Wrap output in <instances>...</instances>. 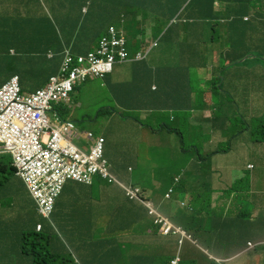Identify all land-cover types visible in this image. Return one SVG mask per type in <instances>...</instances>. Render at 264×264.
Masks as SVG:
<instances>
[{
	"label": "clouds",
	"instance_id": "9594fccd",
	"mask_svg": "<svg viewBox=\"0 0 264 264\" xmlns=\"http://www.w3.org/2000/svg\"><path fill=\"white\" fill-rule=\"evenodd\" d=\"M106 1H111L108 8H104V4ZM124 0H85L83 3V18L79 19L75 22V26L73 28L74 33V41L75 45H66L60 46L61 48L55 49L52 44H44V43H36L30 42V35L26 33L33 28L28 26L26 27H18L16 28L17 34H19L22 39H26L23 43L19 44L20 47L32 48V47H41L44 51L42 55L34 54L33 56L36 58H45L48 61H52L55 58L61 57V62L59 66L55 69H47L42 73L41 79H36L34 83H28L26 89H23L21 86V75L17 73L15 75L9 76L8 80L0 85V93L5 95L10 92V88L15 86V89L19 91V93L23 96H30L36 94L38 91L45 92V98L43 105L39 109L37 120L35 121V127H31L29 125L26 133H32L34 135V140L39 141L40 148L37 150L30 149L35 154V161L32 165L19 166L17 162V150L18 146L14 145L10 141L0 142V159L3 162H9V159L13 161V166L16 169V173L11 174L8 171V167L3 166L0 163V175H3V172H7L9 179H13L15 175L23 180L26 185V195L32 196L36 205L38 214L45 220H47L51 225L52 224V215L56 210V205L59 198L63 195L66 186L70 182H75L83 185L93 186L97 183L98 180L103 181L104 184L108 185L112 190L111 193L115 196L116 201H120L124 214L119 220L123 226L122 230H120L121 234L114 235L113 228L111 227L110 233L104 237L101 236V239L96 240L95 249L97 250V245L106 239L109 240V237H113V241H115V237L119 238L120 243L124 249V261L122 264H137L136 259H128L125 256V251H128V254H137L143 255L146 258V261H150V264L154 258H158L161 260V264H164L163 258L171 257L165 256L162 253L167 250L169 247H174V255L171 257L169 264H181L182 260L179 256V249L182 246L184 241H188L191 247L197 246L195 243V239L201 242L202 239H209L207 244L203 246L204 249H200L201 253L197 254L195 260L191 261L194 264H208L209 261H214L216 264H235L233 262H241L242 264H264V242L258 240V243L247 242L242 246L241 249H235L232 252H226L221 254H215L210 252L212 241L215 239V232L213 229H206L209 223H213L210 218L206 217V219L202 218V211L196 209L198 203L202 204V206L208 209L209 205H206L201 201H192L190 204L184 203V207H182L183 203L177 208L174 202L178 201V197L182 193H188L192 190L195 193V197H199L202 194L207 196V192L204 189V184L206 181L213 178L212 174H209L204 165L205 160L210 161L214 157L229 155L236 149L233 147L236 142L239 145L244 147H252L255 148V145H263L264 148V105L263 108L259 110L253 108H247L243 103L241 96H236V99L232 101L234 108L244 110L242 112L243 122V133L234 135L235 132L232 133H224L220 131L216 123L214 122L213 114L216 111V104L214 99V86H211V83L215 81L218 77L221 76L222 70L220 68V60L221 56L218 52H215L209 59V66L207 68L195 67L191 68L192 70H203L204 73L209 75L208 81H206V86L208 89V100L207 102H211L212 105L210 108L204 107L202 105L201 111L199 113L202 114L206 111L208 113L207 119L210 123L213 124L215 130H211L205 132L204 130L201 133L200 139H202L199 145L193 144V147L187 149L184 145L181 147L180 154L184 157H190V169H197L198 171L194 175L193 179H190L189 172L185 174L183 177L176 179L175 184L171 187H165L164 183L160 181H155V185L161 184L162 198L164 205H159V200L156 201L154 196H156L153 192H151L148 188L151 185H140L135 184L132 178L128 177L127 174L123 172V167L116 164L115 161L112 160V156L114 155L115 149H119L120 143L110 138V142L114 145V151L111 155V159L107 154L108 147V135L105 133H97L95 131H84L78 127L77 122L73 121L70 116V108L72 103L73 95L79 90V88L99 80L101 82L102 88L106 89L108 92H112L108 89V78L113 75L117 66H124L132 62L143 63L147 60L148 55L151 53L153 49L158 51L159 47V37H153V33L150 29H147L149 25L154 27L155 22H148L145 25V34H133L128 35L123 28L116 26V19L119 16L120 19H124L126 17L125 14L122 13V10L125 9V3H122ZM99 2V7L102 12V16L107 20V24L104 27L99 28L98 41L92 43V49L88 52H80L78 51V47L81 46V41L86 38L85 32H90V25L95 22V19L100 17L95 10V3ZM106 10H104V9ZM182 12V10H181ZM108 16V19L106 17ZM154 16V15H153ZM248 19V18H245ZM173 19L171 23L175 22ZM154 25V26H153ZM77 29H82L81 33L78 34ZM56 30V29H55ZM1 32V31H0ZM57 33V30H56ZM5 34L1 33L0 36V49H3L6 44L3 43V38ZM226 43H220L221 46H225ZM218 49V48H217ZM17 51L12 48L9 51L10 55H16ZM42 56V57H41ZM250 68V65H248ZM246 67L242 68L240 71L245 70ZM188 69V70H191ZM264 69V68H263ZM202 74L204 78L207 75ZM178 75V74H177ZM6 75H0L3 77ZM84 77V78H81ZM170 76H173L170 73ZM233 76V74H232ZM140 76L138 72L131 80H126L127 83H132L135 87L137 86V80H139ZM232 77L229 76L226 84H220L218 87L220 89H224L228 87L229 82ZM37 83L40 86L36 87L34 90L28 91L29 86H35ZM54 86H60L63 88V93L57 95L53 92ZM156 90V87H154ZM223 94L220 92L219 96ZM112 95V94H111ZM113 96V95H112ZM201 99L203 103H206V95L201 94ZM114 101L117 103L116 99L113 97ZM139 106H136L135 109L145 111L147 113V119L149 120L150 114L155 112H164L169 109L174 111L171 106L167 105L166 107H158L151 108L145 107L144 105H140L141 102H136ZM228 107V106H227ZM179 108V109H178ZM175 111L179 112L180 115H190V121L193 122L194 117L196 116L194 108H186V107H178ZM121 109V108H120ZM126 111L133 109H124ZM109 113V112H108ZM116 110H113L111 113L114 115ZM26 118L33 119V114H28ZM137 125L143 126L139 124L137 121H131ZM241 122V123H242ZM213 126H206V129L210 130ZM161 131L155 129L154 127L149 128L148 135H160V139H162L166 134H171L170 132H178L177 130L169 128L167 125L163 124L162 127H159ZM156 131V133L153 131ZM167 132H165V131ZM194 130V129H193ZM53 132H58L60 135V139L53 142L54 134ZM213 135V137L209 136L208 139H214L217 136L219 141L218 144H210L207 142V135ZM203 135L205 136L204 147L207 150L211 148H216V152L213 155H208L207 157H202L198 149L201 148V144L203 142ZM233 136V138H232ZM221 137H226V141L221 140ZM235 137V138H234ZM147 138V143L148 139ZM232 138V139H231ZM195 139V136H194ZM81 140H86L87 145H77L76 142H80ZM103 140V142H102ZM133 137H128V144L126 147L122 146L124 153L125 149L128 147L132 148V144L129 143L134 141ZM182 137V142H183ZM102 143L103 145V153L102 158L98 161L99 169L96 172L89 174L88 181H82L74 178H67L66 170L69 168V164L74 161L75 153H79L81 155H86L91 157L93 155L94 150ZM229 144L230 147L228 150L222 151L218 150L217 147L220 145ZM170 145H163V148H159L157 151L164 154V148H167ZM28 148V147H25ZM261 148V149H262ZM29 149V148H28ZM260 150V149H259ZM197 153V156L191 157L192 152ZM225 152V154L221 155V153ZM131 154V152H128ZM190 153V154H189ZM133 155H138L135 152ZM9 158V159H8ZM41 160V161H40ZM63 165L67 169H64ZM115 169H119L121 172L120 175L115 173ZM213 169V168H212ZM211 171L213 172V170ZM255 169L254 166H249L247 171L251 172ZM103 170H106L104 172ZM214 173V172H213ZM251 176V174H249ZM249 176L247 177L246 173L243 179L239 180L238 183L234 187V191L240 192L241 189L244 188V184L248 182ZM28 177L35 179L41 185L46 183H51L55 187H61V192L53 197V200L46 204L45 197H40L39 189L36 185L30 183L28 181ZM0 181V185L6 186L7 188H14L12 182L10 184L7 183L5 178ZM4 188H1L0 191ZM24 188L21 187V191ZM28 193V194H27ZM43 195V194H42ZM235 199V198H234ZM209 200V199H208ZM14 201V198L7 199V204L11 205ZM234 201V200H233ZM231 200V203H233ZM210 202V200H209ZM211 203V202H210ZM195 204V205H194ZM139 207L140 210L137 208ZM231 214H233V210H230ZM209 213V211H208ZM143 214V216L141 215ZM245 216L246 212H240V215ZM127 215L132 217L133 224L141 223L142 225L147 223L150 224L148 234H138L134 229H129L131 222L129 219H126ZM209 215V214H208ZM228 215V214H226ZM140 216L143 218L142 221H137L134 217ZM28 216V220H29ZM243 218V217H242ZM241 218V219H242ZM247 219H249V215H247ZM125 220L126 223L123 224L122 221ZM44 225L42 222L36 223L34 226L31 225V221H28L25 229V239L23 241V249L26 251L29 258L33 260L34 257L31 254H28L27 245H26V234L33 231L36 227V232L38 234H43L46 231L45 237L49 238L54 242H58L60 244L66 245V250L68 254L72 255L74 262L70 264H80L81 262L74 256V253L68 247V244L64 240V237H61L58 234L57 229L53 228L52 225ZM54 231L55 234L48 236L49 229ZM145 228H142L144 230ZM213 231V232H212ZM205 232H209L206 234ZM264 236V233H263ZM102 237H104L102 239ZM250 239V236L248 237ZM176 245L178 247L176 251ZM94 246V245H92ZM156 247L158 249V254H156ZM63 247H60L59 253L64 254ZM107 248V246H106ZM144 255L139 251L143 249ZM69 250V251H68ZM192 253V248L190 249ZM212 255H210V254ZM230 254V255H229ZM151 255V256H149ZM239 257H243L241 260ZM95 259V257H94ZM92 260V262L94 261ZM129 261V263H127ZM189 264H192V263ZM153 263V262H152Z\"/></svg>",
	"mask_w": 264,
	"mask_h": 264
},
{
	"label": "crops",
	"instance_id": "0c3cea01",
	"mask_svg": "<svg viewBox=\"0 0 264 264\" xmlns=\"http://www.w3.org/2000/svg\"><path fill=\"white\" fill-rule=\"evenodd\" d=\"M84 2L85 0H0V31L5 34L3 43L6 45L9 43L21 44L26 41L17 34L16 28L28 26L33 28L26 33V35H30V42L50 43L55 49L61 48L62 45H75L73 28L75 22L84 16ZM98 3H95V10L101 17L102 12ZM106 24L107 20L103 16L102 19H95V22L90 25V32H85L86 38L80 42L81 46L78 47V51H90L94 46L92 43L98 41L99 36L96 39L98 29ZM181 53L185 55L184 52L181 51ZM167 61V56L153 49L143 63L132 62L124 66H117L113 75L108 78V89L112 91L110 93L116 99L117 107L135 109L136 106H139L136 102H141L140 105L145 107L164 108L167 105L174 106V102L178 107H199L202 109L199 87H207L206 81H208L209 75L203 70H198L199 74L207 75L203 79L205 82L201 85L194 75L197 70H186L183 73H178V75L170 76V72H173L176 67L169 72ZM137 72L140 78L136 81L137 86L135 87L132 83H127L126 80L130 81ZM241 73L244 76H249L256 83L255 86H251L247 90L249 96L242 97L243 103L247 108L251 107L261 111L264 102L259 105V101L264 98V79H262L264 78V69L257 67L250 70L247 67ZM173 79L175 84L169 85L168 82L173 81ZM7 80L8 75L0 77V85ZM260 80H262L261 89ZM39 84L41 83H37L33 87L29 86L28 91L34 90L40 86ZM169 86L171 87L169 88ZM167 92L172 93V99ZM207 100L208 96L206 95V102ZM203 115L202 118V114L198 113L192 123L199 134L203 130L205 132L215 130L213 124L207 119L208 113L204 111ZM209 125L213 126L210 130L206 129V126ZM153 131L156 133L154 129ZM148 136L152 138L154 135L149 134ZM223 138L221 137V140ZM154 141L157 147L163 148L159 134L155 135ZM81 143V145H87L86 140H81ZM120 146L126 147L127 145L120 144ZM236 150L235 157L233 156L235 151L226 155L227 160L233 157L231 165L243 160L247 163L253 156L258 157L259 161L264 164V148L259 150L243 146V148ZM113 151L114 145L108 136L107 154L110 159ZM249 166L252 165L248 164L247 169ZM212 170L216 174H228V171L223 168H213ZM114 171L118 175L121 174L119 169ZM239 174L240 176L233 178V180H230L227 175H222L218 182L214 183V178L205 182L204 189L211 202L208 209L197 201L196 209L202 211V218L208 217L213 222L211 229L215 232V239L212 241L210 252L215 254L239 250L246 240L251 243H258V240L264 242V175L263 177L249 176V187H244L240 192L235 193L234 187L239 180L244 178L245 171H239ZM2 178H9L7 172L0 175V181L3 180ZM237 179L238 181H236ZM6 181L10 184L11 179ZM11 182L14 186L12 189H5L6 186L0 185L1 188H4L0 191V264H32V260L22 248L26 224L28 221H31L32 226L40 222L46 226L50 223L38 214L37 205L32 196L26 195L27 188L23 180L15 175ZM21 187L24 188L23 191H21ZM148 189L156 195L154 198L156 201L159 200V205L165 204L162 198L163 188L161 184L151 186ZM109 190L112 189L101 180H98L93 186L70 182L59 198L56 210L52 215V227L57 229L61 237H64L68 247L81 263L92 264L94 250H96V238L93 239V237L98 235L106 237L110 233L111 227L114 235L121 234L120 230L123 226L119 220L126 213L123 211L121 202L116 201L115 196ZM194 196L195 193L192 190L186 194L182 193L174 204L178 208L183 203L182 207H184V203L190 204L194 201ZM236 197L242 198V201L251 206V211L246 212L245 216L230 212L233 210L231 200ZM11 198H14V201L8 205L7 199ZM137 208L140 210L139 207ZM141 215L143 216V214ZM247 215H249V219H247ZM28 216L30 217L29 220ZM126 219L132 221V217L129 215ZM134 219L143 220L140 216H136ZM128 227L137 231L138 234L146 236L150 224L148 221L143 225L131 222ZM142 228L145 229L142 230ZM101 242L99 247L103 245L102 249L106 250V239ZM239 258L243 259V257Z\"/></svg>",
	"mask_w": 264,
	"mask_h": 264
},
{
	"label": "trees",
	"instance_id": "16d2710c",
	"mask_svg": "<svg viewBox=\"0 0 264 264\" xmlns=\"http://www.w3.org/2000/svg\"><path fill=\"white\" fill-rule=\"evenodd\" d=\"M110 3L111 1H106L104 8L107 9ZM122 3H125L122 13L126 17L120 19L118 16L116 26L123 28L128 35L143 32L145 34V25L150 21L155 22L154 25L158 29L153 32V37H159L158 51L168 57V71L176 67L173 72H170L172 75L195 67L207 68L210 57L218 52L221 56L222 73L215 80L217 85L214 86L213 100L216 111L213 118L220 131L232 133L234 131L231 121L233 117L225 114L218 99L220 97L221 101H233L236 96L248 97L247 90L256 83L249 76L242 75L240 70L247 68L248 65L250 70L257 67L264 68V0H124ZM151 15L152 17H149ZM146 17L149 18L146 19ZM173 19L176 21L170 24ZM81 30L77 29L78 34ZM220 43L226 44L221 46ZM206 45L212 46L207 48ZM12 48L17 51L16 55L9 54ZM44 52L47 51L41 47L21 48L17 43L7 44L0 49V75L3 73V75L12 76L20 73L21 86L26 89L29 82L41 79L45 70L55 69L61 62V57L48 61L45 58L39 59L33 56L34 54L42 55ZM229 76L232 79L228 87L220 89L218 86L225 85ZM168 83L175 84V81L173 79ZM261 86L262 80H260V89ZM220 92L223 94L219 96ZM169 94L172 99V93ZM173 105L171 108L176 110L178 106L174 102ZM0 163L3 164L1 167H8L11 174L16 173L13 161L10 159L9 162H3L0 159ZM122 223L125 224L126 221L123 220ZM205 233L209 234V232ZM45 234L46 231L38 234L36 227L26 234L27 250L28 254L34 257L33 264L74 262L70 253L65 254L67 250L64 243L49 240ZM53 234H55L54 231L49 229L48 236ZM105 244L106 250L102 249L103 245L101 247L97 245L92 264H122L124 249L119 238L115 237L113 241V237H109ZM60 247H63L64 254L59 253ZM170 259L171 257L163 258L164 264H169ZM134 262L150 264V261L141 257ZM152 262L151 264H161L158 258H154ZM208 264L216 263L209 261Z\"/></svg>",
	"mask_w": 264,
	"mask_h": 264
},
{
	"label": "rangeland",
	"instance_id": "374dc122",
	"mask_svg": "<svg viewBox=\"0 0 264 264\" xmlns=\"http://www.w3.org/2000/svg\"><path fill=\"white\" fill-rule=\"evenodd\" d=\"M221 9V8H220ZM149 17H152L149 16ZM149 17H146L149 18ZM151 32H155L158 27H149ZM153 36V35H152ZM212 45H206V47H210ZM218 46V45H214ZM200 72L197 70L194 72L199 85L204 83V76L199 74ZM216 81L211 83V86H216ZM199 92L203 95L208 94V89L205 86L199 87ZM215 98V96H214ZM72 103L70 108V117L72 120L76 121L79 128L85 131H95L97 133L105 132L108 136L115 141H118L121 145L128 144V137H133L135 140L129 143L132 144V148L128 147L124 150L122 146H119V149H115V153L112 156V160L116 162L119 166L123 167V172L128 175V177L132 178L135 184L140 185H155V181H160L164 183L165 187H171L175 184L174 181L176 179L183 177L185 174L189 172L190 179H193L194 175L198 171L197 169H190V157H184L180 154L181 147L184 145L187 149L193 147V144L199 145L202 141L200 139L201 134L195 129L193 122L190 121V115H180L177 111H171L169 109L164 112H155L150 114L149 120L147 119V113L142 110L133 109V110H124L117 107L116 102L113 99V96L106 89L102 88L101 82L96 80L79 88V90L73 95ZM264 102V98L259 101V105ZM219 105L222 106V110L225 111L226 115H231L233 117L232 124L235 134H244L243 129L244 126L241 123L242 112L244 110L236 109L233 106L232 101H221L220 97L218 99ZM204 107L210 108L212 103L206 102L202 104ZM228 106V108H227ZM113 110H116L114 115L109 114ZM201 109L199 107H195L194 111L197 115ZM109 112V113H108ZM131 121H137L139 124L144 125L140 126ZM165 124L169 128L177 130L178 132H170L171 134H166L161 140L164 146L170 145L167 148H164L162 155L157 150L159 147L155 144V135L152 138L148 139V132L150 127H154L155 129L161 131L160 126ZM194 129V130H193ZM165 131V130H164ZM166 132V131H165ZM167 133V132H166ZM195 136V139H194ZM213 135H207L206 140L210 144H218L219 141L217 136L214 139H208V137ZM183 137V142H182ZM233 138V136H232ZM231 138V139H232ZM205 136L203 135V142L201 144V148L198 149L199 154L202 157H207L208 155H213L216 148H211L207 150L204 145ZM223 141H226V137L223 138ZM77 145L80 146V142H76ZM263 145H255V148L261 149ZM230 147L229 144L220 145L217 147L218 150H228ZM235 149L243 148L236 142L233 146ZM131 152L129 154L128 152ZM135 152L138 155H133ZM190 154V153H189ZM225 154V152L221 153V155ZM237 154V150L234 153V157ZM197 156V153L192 152L191 157ZM236 159V158H235ZM233 161V157L227 160L224 156L214 157L210 161H206L204 165L206 166L205 170L213 175V182H218L220 177L223 175H227L230 180H233L235 177H239V171L246 173L247 177L249 174L255 177H263L264 175V164L262 161H259V158L256 156L251 157V160L241 161L240 163L236 162L235 165H231ZM250 164L255 167V169L251 172L247 171V165ZM212 168H223L228 171V174H216L211 171ZM238 181V179L236 180ZM8 186V185H6ZM245 188L249 187L248 182L243 185ZM196 201L204 202L206 205H209V198L206 195L202 194L199 197H195ZM233 201V199H232ZM244 202V203H243ZM251 206L247 204V202L242 201V198L236 197L233 201V213L240 212H250ZM213 223H209L206 229L211 230ZM112 237V236H111ZM99 240L101 239V235L97 237H93V239ZM209 239H202L201 242L198 238L195 239V243L197 246L191 247L188 241H184L182 246L179 249V256L182 260L181 264H189L191 261L195 260L197 254H200V249H204L203 246L207 244ZM156 250V254H158V249L154 247ZM192 248V253L190 249ZM178 247L176 245V251ZM143 249L139 252L143 253ZM165 256H173L174 255V247L167 248L166 251L162 253ZM147 255V254H144ZM125 256L130 259H136L138 257H145L143 255L137 254H128V251H125ZM151 256V255H149ZM163 263V262H161ZM85 264V263H80ZM235 264H241V262H236ZM247 264H251L250 262Z\"/></svg>",
	"mask_w": 264,
	"mask_h": 264
},
{
	"label": "built area",
	"instance_id": "2783aa9c",
	"mask_svg": "<svg viewBox=\"0 0 264 264\" xmlns=\"http://www.w3.org/2000/svg\"><path fill=\"white\" fill-rule=\"evenodd\" d=\"M81 78L84 77L80 76ZM52 89L56 96L64 91L60 86H54ZM45 95L44 91H38L36 94L23 96L15 89V86L11 87L10 92L5 95L0 93V142L10 141L18 146L16 157L19 166L32 165L35 161V154L30 149L37 150L40 148L39 141L36 138L34 140V135L26 133V131L29 125L33 128L35 127V121L37 120L39 109L43 105ZM28 114H33V119L26 118ZM53 134V142L60 139L58 132H53ZM102 153V143L94 150L91 157L75 153L74 161L69 164V168L67 169L63 165L64 169H67V178L88 181L89 174L96 172L100 168L98 161L102 158ZM103 171L106 172V170ZM27 179L38 187L40 197H45L46 204L51 202L53 197L62 190L61 187H55L51 183L41 185L35 179L30 177Z\"/></svg>",
	"mask_w": 264,
	"mask_h": 264
}]
</instances>
